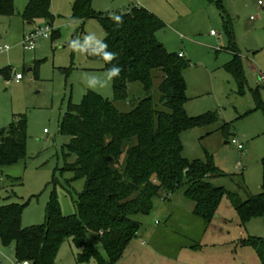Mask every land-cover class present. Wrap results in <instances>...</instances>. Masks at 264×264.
Listing matches in <instances>:
<instances>
[{
    "label": "rangeland",
    "instance_id": "rangeland-1",
    "mask_svg": "<svg viewBox=\"0 0 264 264\" xmlns=\"http://www.w3.org/2000/svg\"><path fill=\"white\" fill-rule=\"evenodd\" d=\"M76 0H52L50 13L54 34L39 39L35 52L24 50V36L48 23L40 20L24 27L22 13L30 0H15L16 16L0 17V129L19 119L27 125L26 158L2 169L0 208L24 206L23 229L41 226L48 205L55 200L64 216L76 215L78 195L84 180L74 181L65 170L75 162L66 158L71 138L61 134L60 123L72 106L82 104L89 92L115 102L113 81L106 79L101 61L89 60L87 49L99 46L105 34L97 20L73 19ZM264 0H92L99 14L117 16L143 7L164 23L158 41L173 54H182L190 66L184 71L187 85L186 111L190 117L208 112L218 121L182 135L183 156L189 161H212L220 172L211 182L242 200L261 193L264 185ZM220 5L222 7H220ZM231 27V36L226 28ZM211 31L217 36L212 37ZM78 39L79 46H72ZM232 39V40H231ZM242 61V88L225 66L234 58ZM35 68L34 73L29 69ZM22 75L17 82L16 75ZM93 78L106 81L90 85ZM158 84V81L156 82ZM127 102L116 103L122 112L145 98L140 83L129 86ZM258 95V99L256 98ZM227 126V129L224 127ZM243 146L239 151L232 140ZM161 192L149 216L137 217L138 237L117 264H262L254 249L242 247L251 239L264 241V218H253L244 226L229 199L224 198L217 219L208 224L194 216L195 205L181 188L167 201ZM200 248L193 250L191 247ZM99 254L107 256L99 246ZM82 251L64 242L55 264H97L96 259L79 263ZM3 264H16L13 246L0 240ZM108 262V261H107Z\"/></svg>",
    "mask_w": 264,
    "mask_h": 264
},
{
    "label": "trees",
    "instance_id": "trees-1",
    "mask_svg": "<svg viewBox=\"0 0 264 264\" xmlns=\"http://www.w3.org/2000/svg\"><path fill=\"white\" fill-rule=\"evenodd\" d=\"M51 2L30 0L22 13L25 24L44 20L51 25ZM16 14L15 0H0V17ZM117 16L119 22L115 16L96 13L92 0L75 1L72 18L97 20L105 34L99 46L87 49L88 59L101 61L106 71L113 65L121 68L119 76L112 79L115 102L89 92L82 104L72 106L61 120V134L71 138L65 156L76 158L65 170L74 173V181L85 182L76 215L64 216L53 200L47 207L45 224L23 229L24 206L0 208V240L13 246L17 262L55 264L60 246L71 241L82 251L79 263L94 258L97 264H117L139 235L137 217L151 214L161 192L167 201L183 187L186 198L195 205L194 216L208 224L217 219L224 198L230 200L241 226L253 218H264V185L256 196L245 190L247 199L242 200L211 182L221 176L211 160L189 162L183 156V133L213 125L219 118L210 112L188 115L183 75L190 64L158 41L157 34L165 26L162 20L141 7ZM226 31L231 36V27ZM105 51L115 57L107 59ZM231 51L234 58L225 69L242 88V61ZM0 75L7 76V71ZM134 83L142 84L145 98L122 112L116 103L128 101L129 86ZM258 107L264 114V103L258 100ZM27 138L24 119L0 129V177L3 168L26 158ZM99 246L108 262L99 254ZM241 246L253 248L264 264V241L246 240Z\"/></svg>",
    "mask_w": 264,
    "mask_h": 264
},
{
    "label": "built area",
    "instance_id": "built-area-1",
    "mask_svg": "<svg viewBox=\"0 0 264 264\" xmlns=\"http://www.w3.org/2000/svg\"><path fill=\"white\" fill-rule=\"evenodd\" d=\"M258 6L261 9H264V2L259 1ZM53 33H54V31H53L50 24H47L44 27H38L37 29H35L32 32L25 35L24 41H23L24 49L28 52H35L39 39H49L52 37ZM211 35L216 36L217 34L215 32H211ZM0 51L1 52H7V51H9V48H7V47L5 49L1 48ZM179 57L182 58L183 55L180 54ZM15 80L17 82L22 80V75L17 74ZM260 83L264 86V77L263 76L260 77ZM232 144L236 145L239 151L243 150V146L240 145L236 139L232 140ZM16 264H30V263L25 261V262H17Z\"/></svg>",
    "mask_w": 264,
    "mask_h": 264
},
{
    "label": "clouds",
    "instance_id": "clouds-1",
    "mask_svg": "<svg viewBox=\"0 0 264 264\" xmlns=\"http://www.w3.org/2000/svg\"><path fill=\"white\" fill-rule=\"evenodd\" d=\"M115 19L119 22L120 20V17L119 16H115ZM72 46H79V43H78V39L77 40H74L72 42ZM105 49L107 48V45H102ZM104 57H106L107 59L111 60L115 57V54L112 53V52H108V51H105L103 53ZM120 71H121V68L117 65H113L112 67H110L108 69V71L106 72L105 76H106V79L107 80H111L115 77H118L119 74H120ZM106 82V81H99L95 78H93L92 80L89 81L90 85L92 86H95L96 84H100L101 86L103 85V83Z\"/></svg>",
    "mask_w": 264,
    "mask_h": 264
},
{
    "label": "crops",
    "instance_id": "crops-1",
    "mask_svg": "<svg viewBox=\"0 0 264 264\" xmlns=\"http://www.w3.org/2000/svg\"><path fill=\"white\" fill-rule=\"evenodd\" d=\"M139 7H141V6H139ZM220 7H222L221 5H220ZM141 8H143V7H141ZM23 24H24V27H33V26H35L36 24H34V25H28V24H25V22L23 21ZM232 29V28H231ZM212 32V31H211ZM212 37H215V36H213V35H211ZM217 36V35H216ZM25 37V36H24ZM24 40V39H23ZM25 50V49H24ZM8 52V51H7ZM7 52H4V53H7ZM232 52V51H231ZM232 54H233V56H234V53L232 52ZM180 55V54H179ZM29 72H32V73H34L35 71H36V69L35 68H33V69H29L28 70ZM253 249V248H252ZM256 252V251H255Z\"/></svg>",
    "mask_w": 264,
    "mask_h": 264
}]
</instances>
